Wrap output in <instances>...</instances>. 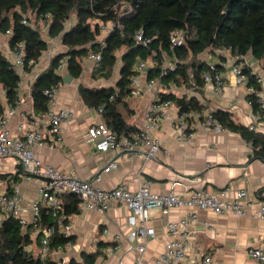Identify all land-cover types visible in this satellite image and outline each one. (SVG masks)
I'll use <instances>...</instances> for the list:
<instances>
[{"label": "crops", "instance_id": "obj_1", "mask_svg": "<svg viewBox=\"0 0 264 264\" xmlns=\"http://www.w3.org/2000/svg\"><path fill=\"white\" fill-rule=\"evenodd\" d=\"M43 38L48 42L51 54L63 50L58 40L49 39L47 34ZM0 50L8 60L12 59L7 38L2 35ZM200 56L201 62L216 63L219 60L215 54ZM246 59L253 73L262 77L264 88V71L257 61ZM82 65L83 71L78 79L72 78L69 84L62 82L57 88L54 107L70 113L69 119L61 125L62 141L56 144L45 142L42 146L33 147L35 156L43 164L64 173H73L79 180L105 190L124 185L134 192L142 182L148 181L150 190L158 195L172 192L188 196L202 190L219 195L225 190L226 194L222 198L226 201L232 200L237 191L245 190L246 200L251 205L243 216L216 215L209 210L184 207L171 208L165 213L156 211L151 215L149 223L155 235L141 255L136 252L134 244L126 240L129 211L124 206L113 204L103 214L77 206L78 212L68 218L72 239L65 264L70 259H78L82 252L94 250L102 252L95 264H157L167 242L183 237L189 245V252L187 260L182 264H196L205 257L211 258L210 264H259L247 255V250L264 246V224L255 218L259 206L264 204V162L251 159L249 144L239 134L225 129L220 132L197 129L190 143H180L174 130L177 111L172 107L161 120L160 130L156 133L160 150L154 158H145L144 151L133 158L124 157L117 151H97L95 142L87 136V129L91 124L104 123V120L100 113L82 102L77 88L79 84L93 87L95 83L114 86L118 73L117 78L112 76L108 81L94 80L91 63L85 60ZM45 67L46 61L41 59L37 66L21 74L19 97L27 100L34 79ZM116 69L118 72V67ZM218 71L223 79L222 95L219 98L212 94L210 85H204L200 91L183 87H176L175 90L183 89L180 96L195 97L203 105V110L227 111L235 123L248 128L254 124V131L264 134V111L257 118V114L246 104L245 86L236 85L228 69L220 68ZM62 73L64 75L68 72L64 69ZM139 85L141 94L127 98L130 112L122 110L126 123L134 129L142 126V112L150 99L156 93L165 91L149 88L142 77ZM174 93L177 96L178 92ZM8 106L4 105L5 111ZM38 116L33 114L32 104L28 102L15 107V114L8 118L12 136L22 137L26 131L38 129L46 137V129ZM110 161L117 164L116 168L108 173L101 172ZM18 166L14 158H0V173L16 174ZM97 175L99 181L95 180ZM13 181L20 188L21 216H26L29 204L40 202L37 195L39 181L26 180L20 173ZM190 213L196 215L195 223L176 235L167 233V223L179 221ZM119 234L120 238L115 239V235Z\"/></svg>", "mask_w": 264, "mask_h": 264}, {"label": "trees", "instance_id": "obj_2", "mask_svg": "<svg viewBox=\"0 0 264 264\" xmlns=\"http://www.w3.org/2000/svg\"><path fill=\"white\" fill-rule=\"evenodd\" d=\"M31 18L42 22L47 37L58 40L63 47L51 56L46 69L31 85L33 114L46 112L48 97L44 91L58 88L63 82L62 72H57L59 64L65 62L64 69L78 79L87 55L97 53L101 60L99 67L93 68L92 78L108 81L118 67L114 86L79 84L77 90L87 107L101 109L104 124L117 136L127 135L134 129L126 123L122 110L130 112L127 98L131 97V80L138 75L139 63L149 67L143 73L145 81L154 79L164 87L173 84L178 88L194 87L195 91L204 86L201 73L205 70V63L195 59L205 52L210 51L219 59L223 57L221 51H229L234 57L252 58L264 71V0H0V35L7 38L10 51L18 44L23 45L26 72L33 68L28 65L30 59L40 62L49 51L48 42ZM107 24L110 28L105 30ZM174 30L183 32L182 46H170L169 35ZM138 31L149 40L146 45L135 40ZM166 59L174 67L160 76L159 66ZM241 71L247 86L260 89L256 82L258 74L247 63ZM20 80L16 68L0 50V115L5 112V104L16 106ZM158 96L171 100L179 112L204 109L193 96H176L168 91ZM247 98L252 102L253 113L262 114L253 96ZM212 114L223 129L239 134L249 144L251 159L264 162V134L235 123L227 111L219 109ZM18 173H0V176L16 180ZM77 204L74 195L64 196L68 218L78 212ZM40 214V227L52 222L50 209L42 207ZM71 239L72 235L56 237L51 247ZM33 243L37 246L36 253L27 249ZM101 253L100 250L82 252L78 259H70L67 264H95ZM51 258L47 256L45 263L52 264ZM0 264H43L38 234L31 227L22 229L14 217H8L0 227Z\"/></svg>", "mask_w": 264, "mask_h": 264}, {"label": "built area", "instance_id": "obj_3", "mask_svg": "<svg viewBox=\"0 0 264 264\" xmlns=\"http://www.w3.org/2000/svg\"><path fill=\"white\" fill-rule=\"evenodd\" d=\"M9 34V31L6 33ZM135 40L138 43L146 45L149 40L143 38V33L138 31L135 34ZM185 43L184 34L180 30H174L169 35V44L171 47H179ZM12 59L9 60L16 68L21 76L24 72L25 55L23 45L18 44L14 48ZM222 59L213 63L210 61H202L205 63V70L201 73V79L204 85L211 86L212 94L219 98L222 95L223 79L219 73V69H228L234 78L236 85H244L247 96H253L255 103L260 111H264V88L263 79L256 76V82L260 89L247 86L246 77L242 74V65L246 62V57H234L229 51H221ZM49 51L44 55L46 67L51 59ZM90 62L92 68L97 69L100 65V55L97 53H89L85 58ZM201 62V61H200ZM39 61L30 59L28 65L33 68L37 66ZM243 63V64H242ZM148 65L139 63L137 66L138 75L131 80L130 94L131 96H139L141 94L140 78L143 77ZM45 67V69H46ZM174 64L163 61L159 66L160 76L172 70ZM65 62L57 67V72H63ZM63 75V73H62ZM189 77L193 78V74L189 72ZM21 78V77H20ZM149 88L163 89L174 93L176 86L170 84L164 87L158 80L146 81ZM21 80L18 84V92L20 91ZM175 87V89H174ZM170 88V90L166 89ZM174 89V90H173ZM193 89H195L193 87ZM162 90V91H163ZM164 91V92H165ZM57 87H52L44 91L48 97V108L45 113L38 116L42 121V126L46 129L45 137L38 129H30L22 137L12 136L8 118L15 114V107L25 103H32L29 95L27 100L20 97L15 107L8 106L3 115H0V158H14L19 163V173L26 180L37 179L39 181L37 195L39 201H33L28 206V214L21 216V193L19 184L9 178L0 176V227L4 220L8 217L18 219L22 229L31 227L34 233L38 234L40 257L43 264H46L47 256H51L52 264H65L68 258V252L71 248V242L58 243L51 247V242L56 237L69 238L72 235V229L69 219L64 210V196L74 195L78 200V208L93 211L98 214L105 213L111 205H122L128 211L126 223L129 231L126 240L134 244V248L138 254H143L147 244L153 239L155 232L150 226L151 215L156 211L166 212L168 209L184 207L187 209L209 210L216 215L234 214L243 216L246 214L247 208L251 205L247 199V192L239 190L235 193L234 198L230 201L224 200L222 197L226 191L218 194L209 191H198L188 196H179L170 192L167 195H158L150 190L148 181L142 182L138 188L132 192L124 185L110 190H105L94 186L87 181L79 180L73 173H64L52 166L43 164L33 152L35 145L42 146L45 142L51 144L60 143L62 141L61 125L70 117V113L65 109H56L54 107ZM156 93L146 105L142 112V126L130 131L127 135L117 136L104 123L91 124L87 129L89 140L95 142V148L100 152L117 151L127 158H133L142 151L145 152V158H154L155 154L160 150V142L156 133L160 130V122L166 117L167 112L175 104L168 99H160ZM175 94V93H174ZM246 104L251 107L252 102L247 98ZM176 108V107H175ZM101 113V109L96 110ZM176 117L174 119V130L176 139L180 143H190L197 129L205 131L220 132L224 129L220 123L214 118L212 112L207 110L191 109L185 112H179L176 108ZM259 114H257V118ZM250 130H255V125L250 124ZM114 161L107 163L103 167V173H108L116 168ZM99 181V175L95 177ZM42 207L50 209L52 222L44 227L41 225L40 210ZM255 218L264 224V204L260 205ZM197 217L190 213L185 218L169 222L165 225L169 235H176L180 230L186 229L191 223H195ZM208 227V225H206ZM106 232V231H105ZM120 238L115 235V239ZM189 245L186 239H172L165 245L163 253L157 259V264H182L187 260ZM111 253L109 252L108 255ZM247 255L259 264H264V246L253 247L247 250ZM55 257V258H54ZM139 263V261H138ZM211 258L205 257L196 264H210Z\"/></svg>", "mask_w": 264, "mask_h": 264}, {"label": "rangeland", "instance_id": "obj_4", "mask_svg": "<svg viewBox=\"0 0 264 264\" xmlns=\"http://www.w3.org/2000/svg\"><path fill=\"white\" fill-rule=\"evenodd\" d=\"M31 20H32L33 25L36 26V27L38 28V30L40 31L42 37H46V34H47L46 26H45L42 22H39V23L35 22L33 18H31ZM34 22H35V23H34ZM109 28H110V24H107L106 27H105V30H108ZM205 54H207V55H208V54H212V52H210V51H209V52H205L204 55H205ZM195 60H196L197 62H200V61H201V56L197 57ZM164 62H165V64H166V63L168 62V60L166 59ZM259 65H260V64H259ZM116 73H118V72H117V69H115V71H114L113 78H114V76L117 78ZM112 82H113V81H112ZM100 85H101L100 83H95V84H94V86H96V87H99ZM183 88H184V87H183ZM166 89L170 90V88H166ZM174 89H175V87H174ZM174 89H173V90H174ZM184 89H186V88H184ZM179 90H180L181 92L183 91V89H179ZM180 91H176V92H178V93H177L178 96L181 95ZM27 249H29V250H33V252H35V253L38 251V250H37V246H36L35 243L31 244Z\"/></svg>", "mask_w": 264, "mask_h": 264}, {"label": "water", "instance_id": "obj_5", "mask_svg": "<svg viewBox=\"0 0 264 264\" xmlns=\"http://www.w3.org/2000/svg\"><path fill=\"white\" fill-rule=\"evenodd\" d=\"M145 72H148V69H146ZM71 79H72V76L69 73L62 75L63 83L69 84Z\"/></svg>", "mask_w": 264, "mask_h": 264}]
</instances>
